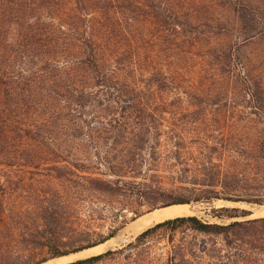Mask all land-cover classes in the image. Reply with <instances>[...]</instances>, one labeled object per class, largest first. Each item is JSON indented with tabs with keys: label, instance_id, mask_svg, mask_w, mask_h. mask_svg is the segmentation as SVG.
Instances as JSON below:
<instances>
[{
	"label": "rangeland",
	"instance_id": "obj_1",
	"mask_svg": "<svg viewBox=\"0 0 264 264\" xmlns=\"http://www.w3.org/2000/svg\"><path fill=\"white\" fill-rule=\"evenodd\" d=\"M243 1L264 14V0H0L3 183L25 195L57 188L49 182H33L35 171L46 172L52 164L48 153L37 159L43 163L41 168L33 166V128L51 114L45 98L56 103L62 97L67 104L69 94H80V100L82 90L96 92L105 102L103 109L98 102L86 110L110 119L126 116V124L98 131L96 152L116 164L111 170L97 162L99 171L107 177L121 174L128 181L145 182L131 184L135 191L124 195L119 219L127 224L101 243L106 247L67 254L72 256L59 264L130 242L137 246L125 249L115 264H169L175 257V264H192L179 257L187 254L193 261V243L204 244L202 239L210 245L219 240L222 251L221 237L197 234L187 224L160 226L138 239L166 219L138 227L137 218L168 206L166 202L180 192L197 186L212 190L214 199L178 203L190 205L185 214L217 222L264 216V33L257 34L260 27L252 29L254 23H245L242 16L252 13ZM95 29L113 64L122 67L134 61L136 54L141 56L133 63L135 72L121 70L123 74L106 87L79 61L86 58L88 47L78 37ZM248 31L253 36L245 39ZM230 43L236 55L228 60L222 54ZM131 76L143 88L142 106L137 98L128 105L117 96L119 88L118 94L128 100L130 91L124 84ZM95 98L87 93L83 104ZM60 136L61 142L67 138L62 132ZM38 203L33 198L13 197L3 206L35 207ZM223 206L253 213L214 216L213 208ZM45 256L47 261L57 258L49 257L48 249L33 247V261Z\"/></svg>",
	"mask_w": 264,
	"mask_h": 264
},
{
	"label": "trees",
	"instance_id": "obj_2",
	"mask_svg": "<svg viewBox=\"0 0 264 264\" xmlns=\"http://www.w3.org/2000/svg\"><path fill=\"white\" fill-rule=\"evenodd\" d=\"M242 3L252 13L247 17L242 16L245 23H254L252 29L260 27L256 33H264V14L260 8L244 1ZM232 29L237 31L235 27ZM96 31L98 30L86 31V36L78 37L88 47V51L85 52L86 58H80L79 61L86 67H90L101 79L100 81L104 82L100 84L106 87L108 86L107 82L116 79L120 73L123 74V70L129 68L130 71L135 72L136 67L133 63L141 56L136 54L137 58L134 61L125 63L122 67L113 64V57L107 56L106 49H104ZM227 31L229 32H225V34L230 33V30ZM251 33L253 32L248 31L246 35H250L245 39H250L253 36ZM228 48L230 49H226L222 56L229 60L235 57L236 51L232 43ZM131 77L133 78L128 79V82L124 84L125 88L130 91L128 100L122 99V96L118 94L119 88L116 91L117 96L126 101L128 105L137 98L136 100L142 106L143 88L135 80L136 76L135 78ZM104 91V89L101 90V92ZM87 93L96 95V98L90 104L84 105ZM79 95L69 94L70 97L66 98L69 100L68 105L65 102L62 103L64 101L62 97L58 98L56 103L50 101L48 97L45 98L47 106H49L48 111H51V114L44 119L41 125L33 128L35 134L33 135V166L41 168L43 163L37 159L43 158L48 153L52 158V164L46 168V172L35 171L38 174L34 172L33 182H49L57 188L47 193L33 192V194L25 195L10 188L8 183H3L2 176H0V264H40L48 260V256H45L33 261V247L37 251L48 249L49 257L82 251L115 237L127 224L126 220L119 219L121 210L125 208L123 197L127 193L135 191L131 184L140 185L145 182L137 180L131 182L123 178L121 174H117L116 178L105 176V172L99 171L100 167L97 166V162L100 165L107 164L111 170L116 167V164L109 160V156H103L96 152L98 139L101 137L98 135L100 128H106L103 131L105 132L110 131L117 124H124V122L126 124V116L123 115V118L116 116L114 119H110L103 113L86 110L89 105L93 107L98 102V106L103 109L105 102L98 99L96 92L82 90L80 100L78 99ZM104 100L107 104L110 102L106 98ZM116 101L120 104L118 100ZM83 106L84 108H82ZM72 129H82L83 132L76 134L70 132ZM61 132L67 137L63 142L60 141ZM72 141L74 144H71ZM81 152H84L83 156ZM1 164H3L2 161ZM127 166L133 167L132 164H127ZM201 184L207 185L208 183L202 182ZM186 189L189 188L186 187ZM13 197L33 198L40 203L35 207L33 204L28 207L21 205L15 208L3 206L7 200ZM212 199H214L212 190L197 186L188 192H180V195L167 201L166 205L204 202ZM213 211L214 216L220 218L247 217L253 213L252 210L236 206L214 207ZM178 223L180 224L174 226L175 228L187 224L197 234L221 237L223 244L221 251L218 246L219 240H215L212 245L204 239H202L204 244L196 241L190 252L194 262L188 258L187 254H182L179 259L184 262L192 264H264V216L231 222H217L206 220L198 214L179 215L148 228L140 234L138 239L157 227ZM136 246V243L130 242L125 247L110 248L107 251L64 264H115L119 254L127 248ZM125 258L128 259V255ZM176 259L177 257L172 258L169 264H175Z\"/></svg>",
	"mask_w": 264,
	"mask_h": 264
},
{
	"label": "bare ground",
	"instance_id": "obj_3",
	"mask_svg": "<svg viewBox=\"0 0 264 264\" xmlns=\"http://www.w3.org/2000/svg\"><path fill=\"white\" fill-rule=\"evenodd\" d=\"M190 208L191 207L188 204H173V205H168L165 207H160L146 214L144 213L142 216H140L139 218L135 220V224L138 227H143L153 222H158V221H161V220L173 217V216L185 214L186 212L190 210ZM104 246L106 247L107 244H101V245L86 249V251L102 248ZM71 256L72 255L61 256L55 259H51L49 261L42 262L40 264H59Z\"/></svg>",
	"mask_w": 264,
	"mask_h": 264
},
{
	"label": "water",
	"instance_id": "obj_4",
	"mask_svg": "<svg viewBox=\"0 0 264 264\" xmlns=\"http://www.w3.org/2000/svg\"><path fill=\"white\" fill-rule=\"evenodd\" d=\"M91 248V247H90ZM78 252H80V251H78ZM64 256H66V255H64ZM58 258V257H57Z\"/></svg>",
	"mask_w": 264,
	"mask_h": 264
}]
</instances>
